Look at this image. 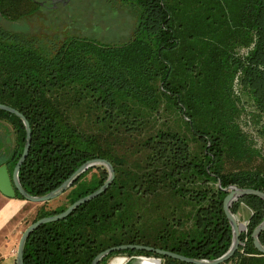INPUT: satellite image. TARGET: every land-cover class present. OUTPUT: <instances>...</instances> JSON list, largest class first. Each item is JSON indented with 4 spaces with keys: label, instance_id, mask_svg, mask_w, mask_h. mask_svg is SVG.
<instances>
[{
    "label": "trees",
    "instance_id": "trees-1",
    "mask_svg": "<svg viewBox=\"0 0 264 264\" xmlns=\"http://www.w3.org/2000/svg\"><path fill=\"white\" fill-rule=\"evenodd\" d=\"M121 1L137 10L133 37L121 46L70 37L49 51L0 26V104L21 113L31 130L19 170L26 193L52 192L90 160L104 159L114 169L104 193L31 233L23 264H91L100 252L122 245L214 260L232 243L224 190L264 193V0ZM38 8L33 0H0V20L16 23ZM176 120L200 143L196 155ZM0 123L14 136L9 153L0 157L11 175L25 128L4 111ZM107 178L104 167L88 169L61 195L62 205L47 209L48 202L41 203L30 224L64 212ZM164 193L196 206L194 236L173 248L140 240L135 219L141 217L129 208ZM241 205L250 210L247 227L238 250L223 264H264L251 238L264 219V202L245 196L232 213ZM259 241L264 246V232ZM123 255L186 264L131 250L114 252L99 264Z\"/></svg>",
    "mask_w": 264,
    "mask_h": 264
},
{
    "label": "rangeland",
    "instance_id": "rangeland-1",
    "mask_svg": "<svg viewBox=\"0 0 264 264\" xmlns=\"http://www.w3.org/2000/svg\"><path fill=\"white\" fill-rule=\"evenodd\" d=\"M33 1L39 4V8L32 16L16 23L0 20V26L11 32L23 33L34 38L38 45L49 51L54 50L70 37L88 39L98 45L121 46L132 39L137 25V10L121 0ZM243 101L248 110L252 109L250 100L247 101L244 97ZM175 125L189 143L192 155H196L200 143L193 140L184 122L176 120ZM13 140L14 136L10 128L5 123H0V157L9 153ZM92 175L93 172L89 173L85 179H90ZM26 203L27 206L20 217L31 216L27 220V223H30L41 204L28 201ZM63 203L64 196H60L49 201L47 209ZM129 208L135 217L136 215L141 217L135 221L140 231L139 239L145 243L162 248H173L180 241L194 236L191 219L195 214L196 206L186 199L171 197L164 193L146 199L138 208L133 205ZM243 208L235 214L239 224L248 222L250 210L247 207ZM119 257L127 258L124 255L113 257L108 264ZM5 264H10V260Z\"/></svg>",
    "mask_w": 264,
    "mask_h": 264
},
{
    "label": "water",
    "instance_id": "water-1",
    "mask_svg": "<svg viewBox=\"0 0 264 264\" xmlns=\"http://www.w3.org/2000/svg\"><path fill=\"white\" fill-rule=\"evenodd\" d=\"M55 3V2H53ZM0 111H4L7 113H10L12 115H15L18 117L24 128H25V144L24 148L21 154V157L17 161L12 174L10 175L7 169L6 165L0 166V193L6 198H15L16 193H19L20 196L24 198L25 201L32 202V203H46L51 200H54L61 196L64 192H66L76 181L77 179L85 173L88 169L94 168V167H104L108 172V178L103 183V185L97 189L95 192H93L90 195H87L72 205H70L64 212L51 216V217H45L42 218L32 224H30L22 233L20 240L18 242L17 251H16V264H23V251H24V245L31 235V233L36 230L39 226L43 224H47L50 222L58 221L61 219L66 218L69 216L72 212H74L79 206L82 204H85L92 199L98 197L102 193H104L107 188L111 185L113 179H114V169L111 166V164L104 160V159H94L87 161L83 165H81L67 180H65L58 188L53 190L52 192H49L46 195L34 197L26 193V191L23 189V187L20 184L19 181V170L23 162L25 161L28 151L31 144V130L28 121L26 118L19 113L18 111L0 104ZM226 192V197L223 200V210L227 217V220L230 224L231 230H232V243L227 250L225 254H223L221 257L214 259V260H198V259H192L187 258L182 255H178L176 253L170 252V251H164L160 249H155L152 247H146L142 245H122V246H116L109 249H106L102 252H100L96 257L92 260L91 264H99L104 258L109 256L110 254L114 252H120L124 250H131V251H144L148 253H155L159 256H165L186 264H223L224 262L228 261L238 250L239 248V236L240 234L246 230L247 222L244 223L243 228L240 227V224L238 222L237 217L235 214L232 213L231 207L232 205L237 202L239 199L245 197V196H255L261 199L264 202V193L260 191H256L253 189H241L236 186H229L224 190ZM264 232V219L262 222L253 230L251 234V238L253 240V246L254 248L262 255H264V246L259 241L260 234ZM121 258V257H120ZM117 259V258H115ZM124 264H145V261L143 260H153L157 262L158 264H162L161 259L154 258V257H143V256H135L131 258H125L122 257ZM111 264V263H110Z\"/></svg>",
    "mask_w": 264,
    "mask_h": 264
},
{
    "label": "crops",
    "instance_id": "crops-1",
    "mask_svg": "<svg viewBox=\"0 0 264 264\" xmlns=\"http://www.w3.org/2000/svg\"><path fill=\"white\" fill-rule=\"evenodd\" d=\"M26 202L16 198H6L0 193V264H5L9 260L10 264H16L18 242L23 231L31 223H27L31 216L20 217L27 206ZM242 206L245 207L241 205V210L244 209Z\"/></svg>",
    "mask_w": 264,
    "mask_h": 264
},
{
    "label": "bare ground",
    "instance_id": "bare-ground-1",
    "mask_svg": "<svg viewBox=\"0 0 264 264\" xmlns=\"http://www.w3.org/2000/svg\"><path fill=\"white\" fill-rule=\"evenodd\" d=\"M240 227L243 228V226H240ZM143 261H145V264H158L157 262L153 260H143ZM111 264H124V263H123V259L119 257L115 259Z\"/></svg>",
    "mask_w": 264,
    "mask_h": 264
},
{
    "label": "flooded vegetation",
    "instance_id": "flooded-vegetation-1",
    "mask_svg": "<svg viewBox=\"0 0 264 264\" xmlns=\"http://www.w3.org/2000/svg\"><path fill=\"white\" fill-rule=\"evenodd\" d=\"M53 4H54V3H53ZM124 256H126L128 259L131 258V257H135V256H127V255H124Z\"/></svg>",
    "mask_w": 264,
    "mask_h": 264
}]
</instances>
